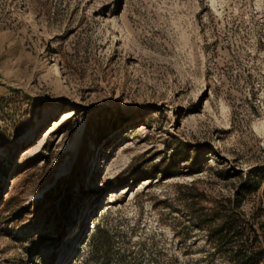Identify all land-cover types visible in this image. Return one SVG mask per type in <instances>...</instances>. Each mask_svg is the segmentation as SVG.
<instances>
[{
    "label": "rangeland",
    "instance_id": "rangeland-1",
    "mask_svg": "<svg viewBox=\"0 0 264 264\" xmlns=\"http://www.w3.org/2000/svg\"><path fill=\"white\" fill-rule=\"evenodd\" d=\"M240 248L264 264V0H0V264Z\"/></svg>",
    "mask_w": 264,
    "mask_h": 264
},
{
    "label": "trees",
    "instance_id": "trees-1",
    "mask_svg": "<svg viewBox=\"0 0 264 264\" xmlns=\"http://www.w3.org/2000/svg\"><path fill=\"white\" fill-rule=\"evenodd\" d=\"M213 214V213H212ZM215 216V214H213ZM213 215H208V213H194L195 219L198 221V223H206L209 224L212 220ZM224 214H221L222 216ZM209 216V217H208ZM225 220L222 221L217 227H212L213 229L210 230V236L216 237L219 245L223 246L225 248L228 244L233 246L237 245L238 241L237 239L243 235V232L245 230V227H241L239 224V221L236 217L233 215H224ZM208 217V219H207ZM206 220V221H205ZM240 246V245H239ZM240 249H236L233 254V258H235L236 264H251L252 259L257 254L256 251H254L250 257H244L240 258L241 252Z\"/></svg>",
    "mask_w": 264,
    "mask_h": 264
},
{
    "label": "bare ground",
    "instance_id": "bare-ground-1",
    "mask_svg": "<svg viewBox=\"0 0 264 264\" xmlns=\"http://www.w3.org/2000/svg\"><path fill=\"white\" fill-rule=\"evenodd\" d=\"M22 2V1H21ZM19 3V2H18ZM22 4V3H21ZM28 10V9H27ZM28 13V12H27ZM31 15V14H30ZM26 16V15H25ZM28 16V15H27ZM30 19V18H29ZM29 19H27V20H29ZM32 20V19H31ZM63 118V117H62ZM63 120V119H62ZM57 120L56 119H52V121L50 122V125L51 126H55V125H57ZM49 131H50V129H48L45 133L47 134V133H49ZM217 149V148H216ZM144 182H147V181H144ZM92 223V222H91ZM93 225V224H92Z\"/></svg>",
    "mask_w": 264,
    "mask_h": 264
}]
</instances>
